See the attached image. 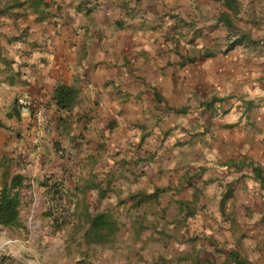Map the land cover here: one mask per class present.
I'll return each mask as SVG.
<instances>
[{
  "label": "crops",
  "instance_id": "0c3cea01",
  "mask_svg": "<svg viewBox=\"0 0 264 264\" xmlns=\"http://www.w3.org/2000/svg\"><path fill=\"white\" fill-rule=\"evenodd\" d=\"M58 6L45 19L33 12L0 16V196L15 177L22 178L21 226L12 229L31 235L17 240L4 231L0 248L40 264L37 244L47 241L49 264H69L68 245L53 236L39 241L35 230L53 218L42 214L47 197L53 204H84L87 164L99 200L107 198L100 190L107 176L109 193L128 188L132 205L166 200L162 215L169 223L164 226L163 218L156 230L143 226L170 245L161 253L162 264H219L215 251L214 257L204 254L218 244L234 264H264V251L256 248L264 246V186L251 167L264 176V57L241 48L213 51L211 35L185 29L173 34L177 16L185 21L196 15L189 6L170 15L173 20L164 17L170 10L162 0H60ZM88 7L95 8L86 15ZM202 8L195 7L206 13ZM259 35L251 37L256 41ZM61 86L76 91L69 110L54 101ZM20 97L48 106L51 132L39 146L32 118L17 107ZM132 144L134 151L120 153ZM155 152L164 155L163 163H154ZM157 190L154 199L133 198ZM25 197L40 205L27 224L21 212ZM98 214L113 222L112 236L119 233L116 217ZM144 214L145 220L151 217ZM83 225L72 231L88 234L90 222ZM189 237L193 242L185 243Z\"/></svg>",
  "mask_w": 264,
  "mask_h": 264
},
{
  "label": "rangeland",
  "instance_id": "374dc122",
  "mask_svg": "<svg viewBox=\"0 0 264 264\" xmlns=\"http://www.w3.org/2000/svg\"><path fill=\"white\" fill-rule=\"evenodd\" d=\"M24 1L29 0H0V7L4 8L6 4L16 5V2L21 3ZM46 1L52 4L51 7H54L55 5L59 7L58 3L60 0ZM135 1L139 2V0H134V2ZM162 3L164 8H168L170 10V13H167V15L164 16L170 20H173L177 14H180L178 10H181L184 7L187 8L189 6L191 12L196 11V15L194 17L186 16L187 19L185 21H181L179 16H177V22L174 21L176 25H173V34L181 35L185 29V32L189 30L190 33L194 34L195 36H201L205 34L207 37H209L211 35L214 42L212 44L213 51L227 54L234 49L241 48L244 50L245 54L250 56L264 57V0H239V14L236 16L229 14V17H232L233 21L232 27H227L223 23L214 26L215 23L212 22H216L218 16L226 12V9L223 7V4L220 0H162ZM121 5V8L126 10V6L123 4V2ZM199 6H203L202 9L206 13L203 12V14L200 10L197 11L196 9H198ZM15 7L16 9L9 12L7 15L8 19L20 18L32 12L29 5H25L23 7L18 5ZM172 14L174 17L170 16ZM41 17L42 16H40V18ZM202 31L204 32L202 33ZM257 32H259L260 35L257 36L258 38L255 37L257 39L256 42L251 36L253 33L257 34ZM232 44L237 45H235L232 50H229V47ZM87 145H89V143H87ZM85 148L87 149L88 147ZM134 148L135 147L132 144L128 148L126 147L123 150L121 149L120 153L128 154L129 152L134 151ZM86 149H84V152H86ZM137 150L140 151V148ZM158 154L159 153L155 152L151 155V157L154 159V163H163L164 155ZM110 155L115 157L113 154ZM92 156L93 155L90 154L88 156H84V164L85 161L91 159ZM109 160L112 159L109 158ZM132 162L138 161L132 160L131 163ZM89 164L92 163L90 162ZM86 165L87 164H85L84 167V204L77 203L75 206V201L72 203V199H66V203L63 201H61V203H55L51 209H46L44 211L45 207H42L41 210L43 211V216H47L46 214L51 213L53 218H51L50 221L46 220V223L41 224L40 228L37 227L35 230L36 238L39 241H42L44 237L50 236L60 238L62 243L67 244L68 249H71L67 252L69 255L68 259L70 260L69 264H162L161 253H168L170 245L165 246L162 244L160 242V234H155L154 231L150 234L148 229H143V226L145 224L147 228H153L154 230H156L158 227L160 228V223L164 218L162 211L166 210V207L164 206L165 203H167L166 200H162L161 198V201H156L153 203V205L146 206V208H144V204L137 205L134 203L132 205V194L128 188H116L114 190L115 193H109L111 191H108L110 188V184L108 183L110 179H108V176L103 178L106 180L103 182V187L100 186V190L102 193H104V195H106L107 198H105L104 201L99 200L98 189L94 184L97 180L93 181L92 185L90 184L89 180L87 179L89 173L86 169ZM251 167L254 169L258 166L253 165ZM100 174L103 175V173H99L98 175ZM113 196H117L114 202L112 201ZM33 202L34 201L30 200V198L25 197L23 199L21 212L23 213V216H26V224L28 216L39 211V209L34 210ZM79 207L82 211L78 209ZM173 208L176 212L180 210V207L177 204H175ZM30 210L32 212H30ZM99 212L112 214L114 217H116V221L120 226L119 233H117L115 236H111L108 243H93L89 240L88 234L84 233V235H79L78 233H74V231H72L75 227L81 226L82 224H84V228L89 226V220L91 217H94ZM144 213H147V215L150 214L151 217L145 220ZM163 220L166 222L165 218ZM168 223L169 222L164 223V226ZM62 228L64 231H66L64 233L61 232L60 235H56V233H58V231H60ZM7 230H11L13 232L11 237L17 240H25L31 236L29 233L24 232V230H15L12 228L0 229V234H3V232ZM22 232L24 233L21 234ZM109 232L110 231L107 230L103 232V234H107ZM153 233L154 237L151 236ZM176 233H178L176 228H173V234L175 235ZM190 239L193 238L189 237L186 239L185 243L193 242L190 241ZM49 244L50 243L47 241L46 243L38 242L37 244V256L34 258L39 260L38 262H40V264H49V261L53 260L52 254H50L51 251L49 249ZM218 245L220 246H217V248L210 253L205 250L204 254L207 256L211 254V257H214L212 253L215 251V255L218 259L217 261H219V264H234V261L230 262L229 260L231 258L229 256L230 252L224 249L221 244ZM256 248L258 250L262 249L261 251H264V246L262 245ZM217 249L222 250L217 251ZM6 252L8 254L7 256L0 255V264H27L25 261L30 259V257L27 255L24 259H18L13 257L7 249ZM244 252L245 248L242 250V253ZM3 256L4 258L1 259ZM224 256H226V258H224ZM199 259L200 263L203 262V258Z\"/></svg>",
  "mask_w": 264,
  "mask_h": 264
},
{
  "label": "trees",
  "instance_id": "16d2710c",
  "mask_svg": "<svg viewBox=\"0 0 264 264\" xmlns=\"http://www.w3.org/2000/svg\"><path fill=\"white\" fill-rule=\"evenodd\" d=\"M223 4V7L231 12L233 15H238L239 13V1L238 0H220ZM15 3V2H14ZM16 5L6 4L4 8L0 7V16L8 15L9 12L16 9L15 6L20 5L21 7L29 5L31 11L35 14H39L41 19H45L49 12L48 9L52 6L51 3L46 0H29L24 2H16ZM95 8V7H93ZM93 8H87L85 10L86 15H89L94 10ZM218 24L223 23L228 27H232L233 23L231 22L228 14L226 12L222 13L217 20ZM241 42V41H240ZM237 44H232L229 47V50H232ZM76 91L67 86L59 87L54 93V101L57 103L58 107L63 110H69L72 107V103L75 99ZM254 173L256 174V179H258L264 186V176L260 168H254ZM23 186V180L21 177L17 176L12 180L10 187L4 188L0 196V226L8 228H17L21 226L20 223V198H19V189ZM160 193V190H157L151 196H144L143 194H138L133 196L134 199L142 201L141 199L156 198ZM91 229L88 233L89 240L93 243H103L106 244L109 242V238L114 235L112 228L113 222H110L105 215L98 214L89 220ZM110 231L107 234H103L104 231ZM237 256H235V259ZM240 264H245L239 262Z\"/></svg>",
  "mask_w": 264,
  "mask_h": 264
},
{
  "label": "built area",
  "instance_id": "2783aa9c",
  "mask_svg": "<svg viewBox=\"0 0 264 264\" xmlns=\"http://www.w3.org/2000/svg\"><path fill=\"white\" fill-rule=\"evenodd\" d=\"M17 107L22 113H28L29 116L32 118L34 128H35V139H34V145L39 146L43 141H45L51 132L50 129V122H49V109L45 102L43 101H36L32 98L28 97H20L17 99ZM57 154L59 156L64 155L63 150L57 151ZM26 165H32V159L31 157H28L27 160H25ZM45 201V207L47 209H51L53 207V202L51 201L50 197H47ZM38 201L34 200L33 202V208L34 210L39 208ZM0 255L7 256L6 249L0 248ZM4 256L1 258L3 259Z\"/></svg>",
  "mask_w": 264,
  "mask_h": 264
}]
</instances>
